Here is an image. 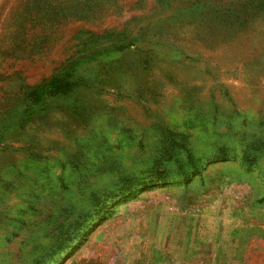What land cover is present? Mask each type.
<instances>
[{
  "label": "rangeland",
  "instance_id": "obj_1",
  "mask_svg": "<svg viewBox=\"0 0 264 264\" xmlns=\"http://www.w3.org/2000/svg\"><path fill=\"white\" fill-rule=\"evenodd\" d=\"M122 29L134 45L19 120ZM263 197L264 0H0V264H264Z\"/></svg>",
  "mask_w": 264,
  "mask_h": 264
},
{
  "label": "trees",
  "instance_id": "obj_2",
  "mask_svg": "<svg viewBox=\"0 0 264 264\" xmlns=\"http://www.w3.org/2000/svg\"><path fill=\"white\" fill-rule=\"evenodd\" d=\"M95 35L96 34H93V39H88L78 52H76L74 55L69 56L66 59L64 66L60 70L53 73L47 80L43 81L30 90L29 94L26 95L24 99V102H26V106L18 111L20 121L24 119V116L26 114H31L33 107L32 105H35L36 107L43 102L46 94L57 95L59 93H72L75 87L78 85V81L74 80L76 72L84 64L99 60H107L109 64H111L115 60H117L116 57H114L115 55L131 47L135 44V41H137L136 39L132 38L133 35L130 34V32L126 29L118 31L109 30L106 34L98 35L96 38ZM120 56L121 55H118L117 57ZM151 62L152 60L150 58H147L146 60L141 62L140 65H143L144 69H146V67H148ZM185 149V159L180 158L177 161L180 162V175L183 178L188 179L192 173L195 174L199 171L200 165L198 163L199 158L195 157L191 149ZM219 150H221V157L223 158V160H227V148L223 147ZM245 155H243L241 159H246L247 157H249V155ZM167 175V171L158 169L157 178L159 180L165 179ZM261 200L263 201L264 197ZM76 237L77 236L74 237V240L72 242L69 241V244L64 243L61 247H58L55 250V255L65 253L69 248H71V244L76 240Z\"/></svg>",
  "mask_w": 264,
  "mask_h": 264
},
{
  "label": "bare ground",
  "instance_id": "obj_3",
  "mask_svg": "<svg viewBox=\"0 0 264 264\" xmlns=\"http://www.w3.org/2000/svg\"><path fill=\"white\" fill-rule=\"evenodd\" d=\"M88 227V226H87ZM89 228V227H88ZM69 249H71V248H69ZM68 252V251H67ZM64 255V254H63ZM61 260V259H60Z\"/></svg>",
  "mask_w": 264,
  "mask_h": 264
}]
</instances>
